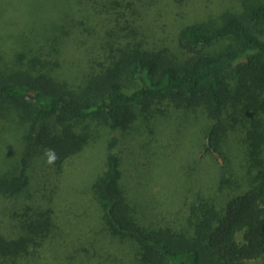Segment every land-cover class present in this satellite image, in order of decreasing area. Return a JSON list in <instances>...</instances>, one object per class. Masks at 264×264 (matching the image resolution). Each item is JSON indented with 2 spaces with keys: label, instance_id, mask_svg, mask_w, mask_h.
<instances>
[{
  "label": "trees",
  "instance_id": "obj_1",
  "mask_svg": "<svg viewBox=\"0 0 264 264\" xmlns=\"http://www.w3.org/2000/svg\"><path fill=\"white\" fill-rule=\"evenodd\" d=\"M124 29L125 35L119 33ZM144 29L129 24L93 39L76 70L64 65L57 37L45 51L37 46L0 52V106L28 122L14 171L0 175V195L21 194L35 155L58 172L88 143L85 120L130 136L135 124L152 133L159 120L179 109L201 111L206 120L200 152L222 159L212 191L198 194L179 220L141 221L122 185L114 136L104 170L92 184L103 230L129 245L127 264L263 260L264 0H239L236 7L181 26L172 37L150 38ZM232 141L237 168L244 166L247 175L242 173L239 179L245 180L238 185L241 171L230 163ZM41 199L17 202L13 235L0 228V264H32L53 238L58 229L53 191Z\"/></svg>",
  "mask_w": 264,
  "mask_h": 264
},
{
  "label": "rangeland",
  "instance_id": "obj_2",
  "mask_svg": "<svg viewBox=\"0 0 264 264\" xmlns=\"http://www.w3.org/2000/svg\"><path fill=\"white\" fill-rule=\"evenodd\" d=\"M238 1L0 0V52L37 46L45 51L49 41L57 37L64 65L74 70L83 59L82 52L91 48L93 39L107 37L110 30L113 34L119 27L138 23L150 38L172 37L181 26L236 7ZM132 6L136 13L131 11ZM125 32L119 31L123 35ZM4 105L0 106V175L14 171L28 126L11 107ZM205 120L201 111L179 109L169 118L159 120L152 133L135 124L136 130H131L130 136L111 131L97 120H85L90 135L88 143L65 159L58 172L46 163L43 155H35L21 194L0 195V228L13 235L17 202L42 200L53 191L58 229L53 238L49 236L43 243L32 264L129 263L131 248L106 235L101 209L92 191L94 180L104 170L108 142L114 136L118 139L113 150L119 159L122 185L128 199L136 204L141 221L179 220L188 213L189 203L198 194L212 191L220 172L221 157L214 153L212 158L200 152ZM232 145L230 163L236 169L240 158L235 156L234 141ZM240 171L235 178L237 185L245 180L239 179L241 175L247 176L244 166ZM251 264H264V259Z\"/></svg>",
  "mask_w": 264,
  "mask_h": 264
},
{
  "label": "clouds",
  "instance_id": "obj_3",
  "mask_svg": "<svg viewBox=\"0 0 264 264\" xmlns=\"http://www.w3.org/2000/svg\"><path fill=\"white\" fill-rule=\"evenodd\" d=\"M51 160H54V157H51V158H50V162H51Z\"/></svg>",
  "mask_w": 264,
  "mask_h": 264
}]
</instances>
